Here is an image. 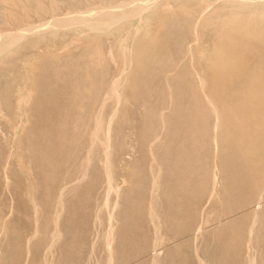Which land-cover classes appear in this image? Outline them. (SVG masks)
Returning a JSON list of instances; mask_svg holds the SVG:
<instances>
[{
    "label": "rangeland",
    "instance_id": "obj_1",
    "mask_svg": "<svg viewBox=\"0 0 264 264\" xmlns=\"http://www.w3.org/2000/svg\"><path fill=\"white\" fill-rule=\"evenodd\" d=\"M262 23L263 0H0V264H264V140L234 141L254 124L210 69Z\"/></svg>",
    "mask_w": 264,
    "mask_h": 264
},
{
    "label": "bare ground",
    "instance_id": "obj_2",
    "mask_svg": "<svg viewBox=\"0 0 264 264\" xmlns=\"http://www.w3.org/2000/svg\"><path fill=\"white\" fill-rule=\"evenodd\" d=\"M209 1L218 2V0H196V2L199 4L201 2L203 3V2H209ZM229 1H234L235 3L239 5L250 6L254 4L256 0H229ZM259 1H262V0H259ZM261 14H258V15H261ZM117 31L118 29L115 30L114 32H117ZM23 32H25V30ZM260 33H261L260 36L257 37L255 42L249 44L247 48L241 47L242 46L241 43L245 46L243 42L235 46H232L236 48V50L237 49L238 50L240 49L249 50L248 53H250V55L247 53L246 54L239 53L238 51H237L238 53L231 52L230 54H224L220 57H218L217 55L215 58L216 60H214V62H211L212 64L210 63L211 65L210 69L213 71V73L216 75V78H217L215 82V86H213L214 94L212 93L211 96L218 108L222 110L225 109V111L229 113V115H227V121L236 122V123L237 122L244 123L246 121H249L250 123L254 124L253 127L249 128L251 130L248 129V131H246L247 129L246 128H245L246 130L244 129L245 131L243 132L245 134L241 136L240 135L234 136L233 138L234 141L242 145H244V142L247 141L248 138L250 137L252 138V140H254V143L255 141L259 140L260 137H261V140H264V121H262L264 120V77L260 80H257L256 78H254L258 84L255 82L256 83L255 85L253 83L251 85H248L249 82H251L254 73L256 71L264 69V35H262L264 33V27L261 28ZM218 40H222V39H218ZM218 42L220 45H222L220 41ZM232 43L233 42H231V44ZM232 47L230 46L229 48L234 49ZM228 83L232 85V87H235L236 85H241V84H243L246 87H244V89L238 92H236V90L233 89L235 92L231 91V92L219 93L218 87L223 86V85H228ZM209 95H210V92H209ZM238 101L241 102V104L236 105ZM218 108L214 109L215 112L213 111L215 116H217L218 114L216 112ZM260 121L261 123H259ZM255 144L258 145V143H255ZM258 149L259 151H262L264 154V147H261ZM235 185L237 186V183Z\"/></svg>",
    "mask_w": 264,
    "mask_h": 264
}]
</instances>
